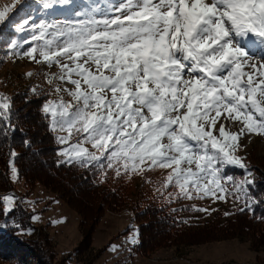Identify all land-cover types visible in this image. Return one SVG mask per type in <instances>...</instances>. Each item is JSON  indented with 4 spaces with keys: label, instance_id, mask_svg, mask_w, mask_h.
Returning a JSON list of instances; mask_svg holds the SVG:
<instances>
[{
    "label": "snow or ice",
    "instance_id": "snow-or-ice-1",
    "mask_svg": "<svg viewBox=\"0 0 264 264\" xmlns=\"http://www.w3.org/2000/svg\"><path fill=\"white\" fill-rule=\"evenodd\" d=\"M18 3L0 9V23ZM114 12L35 25L36 43L23 53L17 41L9 44V57L59 68L45 75L57 99L42 111L51 131L67 133L57 136L59 143L77 137L59 163L94 167L101 182L109 170L117 178L166 170L156 192L168 202L230 196L242 204L238 211H251L259 202L250 191L256 178L239 153L246 147L241 137L264 136V58L254 55L256 48L264 51V0H124ZM28 24L25 19L18 30ZM11 114V99L0 95L6 131L14 130ZM229 167L243 176L227 175ZM2 202L4 214L11 213L15 197ZM128 242L138 243V231Z\"/></svg>",
    "mask_w": 264,
    "mask_h": 264
},
{
    "label": "rangeland",
    "instance_id": "rangeland-1",
    "mask_svg": "<svg viewBox=\"0 0 264 264\" xmlns=\"http://www.w3.org/2000/svg\"><path fill=\"white\" fill-rule=\"evenodd\" d=\"M12 3L13 0H0V9ZM44 3H51L53 7L45 9ZM123 3L124 0H68L67 4L64 0H20V3L8 14V19L0 23V95L11 99L18 92L31 91L33 88L48 94L52 93V85L46 82L45 75L59 72L56 66L49 67L46 63L37 64L23 56L9 57L11 41H17L20 44L19 51L23 53L36 43L32 41V37L39 34L35 25H64L69 21L74 22L79 19L109 18L115 14L114 6ZM77 13L80 15L78 16ZM25 19L29 20V24L23 31H19L18 26ZM38 43H43V41ZM254 55L258 59L264 58V51L256 48ZM29 72L33 73L30 77L26 75ZM67 87L72 86L67 85ZM21 97L23 98L22 95L19 98ZM64 98L70 99L67 95ZM50 99H57V95L52 93L48 100ZM29 107L21 105V110H27ZM55 133L57 136L67 135V133ZM76 142L77 137H73L67 144L61 143L59 153ZM241 142L246 147L239 154L246 156L247 163L255 165L257 172L260 171L264 175V136L248 134L241 137ZM61 158L65 159L62 156ZM12 166L14 165L10 161L6 175L9 177L13 191L3 197L13 196L15 202L18 200L27 210L32 211L31 221L41 228L40 236L44 240V243H41L44 251L43 257L46 260V253L49 254L52 264H63V258L68 252L74 253L65 264H264V241L255 228L248 233L228 238L202 236L200 232L186 233L178 238L173 237L161 241L148 252L139 253L134 251L133 244L128 242L137 229L133 223V214L125 209L102 211L90 232V241L85 244L83 238L90 222L81 224L82 217L79 213L52 188L46 187L39 181L29 183L19 175L17 180H13ZM234 168L240 170L236 167H229L226 169V174L231 175L230 170ZM2 169L3 167H0V183L4 174ZM109 171L112 173L110 184L114 187L119 185L130 197L142 194L141 198L146 199V201H141L142 204L154 200L158 203H169L174 207L181 200L191 205L195 204L197 207L215 209L210 215L194 210L195 214L204 218L213 215L223 217L225 212H230L241 204L230 196H226L225 201L205 197L203 200L179 199L168 202L156 192L157 182L167 174L166 170L151 171L150 173L153 174H146L144 177L133 175L119 178L115 177L111 170ZM243 174L242 172L237 178H241ZM146 179H150L152 183H147ZM168 191H174V189L170 187ZM217 195L220 193L218 192ZM4 206L3 203V208ZM34 216L38 219L34 220ZM132 226L134 228H130ZM112 245H118L119 251H109ZM80 246L82 249L77 251ZM40 253V250H33L31 256L28 257L29 261L37 264Z\"/></svg>",
    "mask_w": 264,
    "mask_h": 264
},
{
    "label": "trees",
    "instance_id": "trees-1",
    "mask_svg": "<svg viewBox=\"0 0 264 264\" xmlns=\"http://www.w3.org/2000/svg\"><path fill=\"white\" fill-rule=\"evenodd\" d=\"M19 94L23 96L22 99ZM48 98L49 94L44 91H20L11 97V123L14 130L6 131V123L0 120V167H3L4 173L0 183V225H5L0 227L1 264H33L28 257L35 249L41 251L37 264H52L49 254L46 253V260L43 257L41 243L44 240L40 236L41 228L31 221L32 211L17 200L11 213L5 215L3 212L2 198L13 191L6 175L10 161L20 177L29 183L39 181L65 198L82 217L81 224L90 222L83 238L85 244L90 241V232L102 211L124 209L133 214V223L138 231V243L133 245V249L139 253L148 252L161 241L195 232H200L202 236L228 238L255 228L264 241V175L257 172L255 165L249 163L256 178L255 187H250V191L259 202L252 206L251 211H238L242 206L238 204L229 212L233 215L204 218L195 214L191 203L181 200L174 207L154 200L142 204L146 201L144 197L141 198L142 194H139L140 197H130L119 185L114 187L110 184V171L107 179L101 182L100 171L94 167L82 168L77 164L59 163L63 160L59 155L61 143L56 133L50 130L49 119L42 111ZM21 105L30 107L21 110ZM13 152L16 153L15 157L11 155ZM230 172L234 177H239L243 171L234 168ZM29 229L32 230L30 234ZM81 246L77 251L82 249ZM73 253L65 254L63 264L71 259Z\"/></svg>",
    "mask_w": 264,
    "mask_h": 264
}]
</instances>
